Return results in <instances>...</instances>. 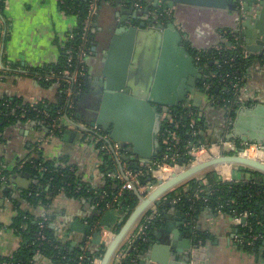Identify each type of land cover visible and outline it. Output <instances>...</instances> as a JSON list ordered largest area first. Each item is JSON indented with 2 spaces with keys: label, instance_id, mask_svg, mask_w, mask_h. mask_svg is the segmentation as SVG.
<instances>
[{
  "label": "crops",
  "instance_id": "1",
  "mask_svg": "<svg viewBox=\"0 0 264 264\" xmlns=\"http://www.w3.org/2000/svg\"><path fill=\"white\" fill-rule=\"evenodd\" d=\"M142 1L148 8L160 4V0ZM255 2L256 0H241L240 7L245 4L254 8ZM126 10L127 8L120 4L101 5L93 22L92 32L95 36L92 38V43L99 41L104 31L112 29L123 18L125 25L139 24L142 21L143 14L135 19L127 14ZM1 17L7 31L2 33L0 26V101L21 100L25 104L39 101L47 105H57L62 102L59 88L40 84L33 73L44 66L60 63L61 50L67 35L77 26L76 18L65 13L58 0H4ZM242 30L244 28L239 29L241 38ZM243 48L247 54L244 44ZM96 57L92 53L87 59L89 75L96 70ZM242 85L241 97L246 102L264 103L262 52L251 55L243 73ZM93 96L88 85V88L75 100L70 116L76 124H82L87 128L92 126L97 111ZM198 107L203 110L205 118L206 128L202 133L205 142L217 141L221 134L222 115H224L220 106L210 104L204 96L199 101ZM85 138H87L85 133L80 129L61 128L53 134L36 122L26 120L12 121L2 127L0 167L9 174L5 177V181L0 179V257L11 256L21 245V238L12 227L13 220L19 212L27 214L33 221L41 218L43 214L47 215L50 218L49 228L60 243H67L70 246L82 243L88 249L96 247L92 240L94 233L100 228L99 219L108 211L119 212V210L110 204L99 209L90 196L74 197L64 192L50 198L45 206H32L28 203L25 192L38 183H34L35 176L20 172L24 162L39 156L54 166H69L84 185L95 189L103 187L107 178L101 169L102 160ZM209 170H222L219 177L226 181L239 182L253 178L251 170L239 165H220ZM185 184L186 182L181 186ZM184 190L188 189L184 188ZM173 201L171 203L175 202ZM169 208L170 206L161 211L157 209L155 218L158 222H155L149 237L152 241L151 249L138 255L136 264L186 262L187 258H191L188 253L194 255L191 250L194 245L189 249L186 241L192 231H200L208 235L206 242L197 247L198 262L201 261L200 256L204 255L202 259L204 264H264V256L261 252H251L241 246L239 226L236 225L233 217L203 210L191 226L186 215H184L186 219L184 223H179L180 220L176 219L174 214L167 215ZM165 216L168 218L165 219ZM91 218L96 220L95 226L88 222ZM75 221H80L89 228L85 240L82 239L83 234L76 230L77 227L71 226ZM119 221L120 214L117 223ZM186 226L189 229L191 227L192 231L189 230L188 233ZM32 264L55 263L36 255Z\"/></svg>",
  "mask_w": 264,
  "mask_h": 264
},
{
  "label": "water",
  "instance_id": "2",
  "mask_svg": "<svg viewBox=\"0 0 264 264\" xmlns=\"http://www.w3.org/2000/svg\"><path fill=\"white\" fill-rule=\"evenodd\" d=\"M162 2L172 11L166 25L150 22L146 16L148 7L140 12L129 5L125 12L135 19L143 14L142 21L138 25H125L123 18L107 32L108 36H101L99 41L92 43L93 55L97 56L99 42L107 38L100 68L95 67V72L86 78L88 85L93 88L96 79L102 85L99 105L91 125L107 132L112 141L128 145L130 154L124 159L135 168L139 163H149L160 156L163 115L186 103L189 96L192 97V105L198 107L204 95L199 89L200 81L203 80L202 71L196 66L192 51L210 50L219 44L223 31L236 33L244 28L241 34L247 57L259 52L264 54V0H256L254 8L245 4L240 7L237 0ZM104 43L105 40L101 42L102 45ZM99 71L100 75H97ZM226 140L264 146V103L237 108ZM236 151V145L225 148L227 153ZM220 165L245 167L261 174L264 183V162L240 155L228 154L186 166L181 172L160 182L146 198L138 202L107 243L99 264H111L116 252L131 237L141 218L153 205H160V198L194 176ZM34 183L37 184L38 180L35 179ZM119 214L111 210L99 219L100 228L92 240L96 246L93 250L101 245L103 231H114ZM166 214H174L180 220L179 223L186 222L184 214L174 203L170 204ZM155 219L153 224L158 222ZM245 221L243 218L241 224ZM71 226H76L85 240L89 228L80 221H75ZM185 229L189 228L186 226ZM186 241L191 249V238L187 237ZM147 242L137 257L150 251L151 238ZM143 243L135 240L128 252L136 251V245L141 246ZM191 250L194 255L188 253L191 258H187L186 262L172 261L169 264H204V255L200 256V262L196 260L198 248L194 246Z\"/></svg>",
  "mask_w": 264,
  "mask_h": 264
},
{
  "label": "trees",
  "instance_id": "3",
  "mask_svg": "<svg viewBox=\"0 0 264 264\" xmlns=\"http://www.w3.org/2000/svg\"><path fill=\"white\" fill-rule=\"evenodd\" d=\"M59 1V0H58ZM63 3L59 4L62 10L73 15L77 20V26L73 32H78L83 21L88 18V0H62ZM126 2V8L131 4V0H98L97 11L101 5L105 3L109 4H122ZM145 5L144 2H141ZM164 5V4H163ZM4 7V0H0V13ZM96 16V15H95ZM95 16L92 17V23L95 20ZM95 36L93 32L89 33L88 46L92 47V38ZM234 34L228 33L227 43L222 44V48L217 53L216 51H207V53L215 52L217 59L219 60L218 66L208 64V68L205 71H217L223 73L243 74L250 61L248 57H241L242 48L228 49L227 46H233L236 44ZM68 46L65 42L62 47V54L60 63H64L63 50ZM199 51H192V54H196ZM203 53V52H202ZM234 58V60H230ZM39 71V70H37ZM36 71V72H37ZM34 74V73H33ZM87 80L82 79L80 86L84 90L88 88ZM209 94L216 96V101L222 98L229 99L231 94L228 92H222L216 90V87H211ZM16 104H23L21 100L12 101H0V130L7 123H11L16 120H26V118L18 117V110H13ZM46 105L51 113L62 107V102L57 105ZM42 105V107H43ZM199 113V107L179 106L172 112V123L165 122L163 124L162 139L165 138L168 132L174 131L178 137V140L171 141L169 150L163 146L161 153H169L177 155L176 162L184 164L188 157L185 153V147L192 143L197 145L205 142L203 134L205 132L206 124L205 118L197 116ZM29 115V116H28ZM54 115V114H53ZM27 117L34 119L33 113L27 114ZM194 121V125L190 126L191 121ZM43 127L42 125H39ZM195 132L196 135H192ZM159 158V157H158ZM131 169H135L131 162H128ZM46 167L47 172L41 174L40 167ZM103 172L111 170V167L106 164L101 165ZM20 172H26L33 175L38 180V185L32 187L28 192H25L28 203L32 206H45L48 204L50 198L56 196L60 192H64L69 196L81 197L90 196L98 203V208H105L106 205H111L121 212V219L119 223L114 227L116 232L121 224L125 221L131 210L138 204L136 197L127 192L123 191L118 195L119 185L115 180L106 179V183L103 187L96 189L90 193H85L83 190L76 192L75 187L80 181L78 180L74 170L69 166H54L50 162L44 161L41 157L37 156L29 161L22 164ZM222 170H209L204 173V178L210 184V194H205L204 191L200 193V196L207 197V200L202 199L188 200L195 190L203 189L204 187L197 184L196 182H188L189 190L185 191L183 186L177 187L171 190L168 194L160 198V205L156 206L159 211L169 207L172 200L178 199L176 206L180 211L186 215L191 226H193L198 215L203 210H208L212 213H222L230 217L238 216L243 212H247L245 225L239 226V235L242 241L241 246L251 252H261L264 256V183L262 181L263 176L257 172L251 171L252 177L250 180H241L239 182L221 180L219 174ZM7 176L8 171L0 167V175ZM231 176V175H230ZM1 181V180H0ZM102 192L105 193V197L100 202L98 201V195ZM117 196L116 201H112V198ZM148 213V212H147ZM50 219V218H49ZM49 219L44 222L43 228L39 229V223L41 218L33 221L27 214L19 212L13 220V229L15 233L21 238L20 247L9 257H0V264H32L33 259L36 255H40L51 260L55 264H92L94 260L102 255L103 249L100 246L95 250H91L85 247V244H78L71 247L67 243H60L54 236L52 230L49 228ZM88 222L92 225H96V220L91 218ZM154 220H152L146 228V239L141 246L136 245V251L128 253L127 257L122 261L121 264H132L131 261L137 260V254L139 251L147 245V241L150 237V233L154 227ZM188 229V233L190 232ZM192 231V230H191ZM42 233L45 236V240L38 241V233ZM258 235L259 238L252 241L250 236ZM189 236L193 242V245L198 247L201 246L208 235L200 231H192ZM253 242L249 245V242Z\"/></svg>",
  "mask_w": 264,
  "mask_h": 264
},
{
  "label": "built area",
  "instance_id": "4",
  "mask_svg": "<svg viewBox=\"0 0 264 264\" xmlns=\"http://www.w3.org/2000/svg\"><path fill=\"white\" fill-rule=\"evenodd\" d=\"M131 4L135 9L138 11H143L147 5H142V0H131ZM241 0H237L238 4L240 5ZM59 4H62L63 1L59 0ZM97 3L98 0H88V18H86L78 32H70L67 35L66 42L68 46L64 48V63H59L56 65H48L41 68L39 71L33 74L34 78L40 84L46 86H56L59 88V91L62 95V107L56 110L54 113H51L49 108L46 105L39 101L32 102L30 104H16L13 110H18V117L19 118H26L28 122H36L38 125H42L48 131H51L53 134H56L59 130L64 128H76L82 130L85 133L86 141L88 144L93 146L95 150L98 152L101 158V165L106 164L107 166L111 167V170L104 172L107 179H112L117 182L119 185V192L118 195L121 194L123 191H127L133 194L138 202L147 197V195L153 191L160 182H164L167 180L172 174L181 172L184 167L194 165L203 160H210L212 158H217L225 155H240L242 156L244 153L248 152L250 149H254L255 151H262L264 152V146L262 145H254V144H247V143H237L234 141H227L226 135L229 133L234 111L241 107L247 106L250 103L246 102L241 97V90H242V82H243V74H229V73H221L217 71H205L208 68V64L218 66L219 60L217 59L216 54L222 48V44L227 43V35L228 33L234 34L235 40L237 41L233 46H227L228 49L232 48H242L241 50V57H247V54L243 48L242 38L240 36L239 30L234 32H227L223 31L221 33V41L219 44L211 48V51H216L212 53H207V51H199L196 54H192L194 58V62L197 67H199L202 71V78L203 80L200 81L199 89H201L204 93L203 97L207 99L210 104L215 103L216 96H212L209 94V90L211 87H216V90H221L222 92H228L231 94L229 99L222 98L220 101L217 100V104L220 106V109L223 112V126L221 127V134L217 141L211 143H203L197 145L196 143H192L185 147V153L188 157L187 161L184 164H179L176 162L177 155L169 154V153H160L159 158L153 159L149 163H139L138 167L135 169H131L128 165V162L124 158L130 154L127 150L128 145H122L117 142L112 141L109 138L107 132L102 131L100 128L96 126H91L90 128L85 127L82 124H76L71 119V110L73 108L75 100L83 93V88L80 86V81L82 79L86 80L88 78V62L87 59L92 55V47L88 46L89 43V33L92 32V17L97 14ZM107 4H109L107 2ZM164 3L160 0V4H156L149 8L148 13L146 16L149 18V21H154L155 23H159L160 25H166L170 18H171V9L165 7ZM123 7L126 8V2H122ZM133 25V24H128ZM138 25V24H135ZM0 26L1 32L5 33L7 28L5 27L4 23L2 22V17L0 13ZM203 52V53H202ZM231 61L234 58L230 59ZM192 105V97H188V101L180 106H189ZM43 105V107H42ZM175 109L169 111L168 113L164 114L163 124L165 122L172 123V112ZM33 113L34 119L27 117V114ZM54 114V115H53ZM203 111L199 109V113L197 116L202 117ZM29 116V115H28ZM194 125V121L192 120L190 126ZM163 133V127H162ZM161 133V145L162 150L164 149L163 146L166 147V150H169V145L171 141L178 140L177 135L174 131L168 132L165 138L162 139ZM193 136L196 135L195 132L192 134ZM232 145H236L237 151L236 152H225L226 147H230ZM249 146V149H245ZM162 152V151H161ZM225 166H234V165H225ZM40 173L43 174L47 172L46 167H40ZM5 177L3 174L0 175V179L5 181ZM221 179V178H220ZM223 180V179H221ZM193 181L197 184L204 187L203 189L195 190L188 198V200H198L202 199L204 201L207 200V197L200 196L202 191L205 194H210V184L204 178V174H198L191 178L186 184L183 186L189 190L188 182ZM76 192L79 190H83L85 193H90L95 191V188L90 186L84 185L81 182L78 183L75 187ZM187 190V191H188ZM105 193L102 192L98 195V201L100 202L103 200ZM117 196L112 198V201H116ZM175 202L178 199L174 200ZM173 201V202H174ZM174 202V203H175ZM98 205V203H96ZM120 212V211H119ZM146 213L139 223L136 225L132 235L130 238L126 240L124 245L116 252L111 264H121L122 261L127 257L128 250L131 247L132 243L137 241H145L146 239V228L147 225L154 220L157 215V207L153 205ZM248 216L247 212H243L238 216L233 217L234 222L236 225H245L241 224V220L244 218L246 220ZM49 219L47 215H42L41 221L39 223V229L43 228L44 222ZM120 219H121V212H120ZM246 222V221H245ZM119 223V222H118ZM115 231L113 232H102L101 235V247L104 249L109 242L108 239H111L114 235ZM251 240L254 241L259 238L258 235L250 236ZM38 241L45 240V236L40 232L37 235ZM249 242V245H252L253 242ZM240 243L242 241L240 240ZM103 254V253H102ZM102 255L97 257L92 264H99ZM132 264H136L134 260L131 261Z\"/></svg>",
  "mask_w": 264,
  "mask_h": 264
},
{
  "label": "flooded vegetation",
  "instance_id": "5",
  "mask_svg": "<svg viewBox=\"0 0 264 264\" xmlns=\"http://www.w3.org/2000/svg\"><path fill=\"white\" fill-rule=\"evenodd\" d=\"M108 31H104V34H102V36H108V33H107ZM103 40H105V43H104V45H102L101 44V42L103 41ZM102 41H100L99 43V45H98V47H97V51H96V53H97V67L98 68H100V66L99 65H101L100 63H101V60H102V57H103V55H104V50H105V46H106V43H107V38H105L104 37V39H103ZM97 75H100V71H99V73L97 74ZM100 77V76H99ZM100 79V78H99ZM95 83H96V85L94 86V88L93 87H91L90 86V91H91V93H93V95L95 96V98H94V102H95V109L97 110V108H98V105H99V99H100V96H101V91H102V85H101V83L98 81V79H96V81H95ZM100 84V85H99ZM93 96V97H94Z\"/></svg>",
  "mask_w": 264,
  "mask_h": 264
},
{
  "label": "bare ground",
  "instance_id": "6",
  "mask_svg": "<svg viewBox=\"0 0 264 264\" xmlns=\"http://www.w3.org/2000/svg\"><path fill=\"white\" fill-rule=\"evenodd\" d=\"M251 150V149H250ZM242 156L253 159V160H257L260 162H264V154L262 153V151H254V152H250L248 150V152L244 153ZM111 239H108V241H110Z\"/></svg>",
  "mask_w": 264,
  "mask_h": 264
},
{
  "label": "rangeland",
  "instance_id": "7",
  "mask_svg": "<svg viewBox=\"0 0 264 264\" xmlns=\"http://www.w3.org/2000/svg\"><path fill=\"white\" fill-rule=\"evenodd\" d=\"M203 111V110H202ZM223 116V115H222ZM223 121H224V119L222 118V123H223ZM223 126V124L221 125V127ZM245 149H249V146H247ZM250 152L252 151V152H254L255 150L254 149H251V150H249ZM263 154H264V152H262ZM225 175H226V172H225ZM227 175H228V173H227ZM100 247V246H99ZM98 247V248H99Z\"/></svg>",
  "mask_w": 264,
  "mask_h": 264
}]
</instances>
